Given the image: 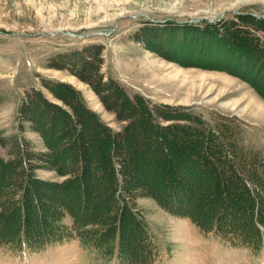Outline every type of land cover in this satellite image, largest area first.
<instances>
[{
    "label": "rangeland",
    "instance_id": "rangeland-1",
    "mask_svg": "<svg viewBox=\"0 0 264 264\" xmlns=\"http://www.w3.org/2000/svg\"><path fill=\"white\" fill-rule=\"evenodd\" d=\"M240 14L264 18V0H0V157L12 159L13 138L23 145L26 140L28 149L36 153L51 151L44 137L19 116L21 98L32 87L42 88L51 102L70 111L42 85V79L78 90L102 122L114 132L122 130L127 121L108 110L89 84L67 70L47 66L53 55L92 43L105 47L101 66L105 79H116L131 97L139 95L155 103L150 106H165L167 112L184 115L180 119L157 116L158 125L203 127L207 135L226 144L230 139L247 151L264 154V64L256 66L257 53L245 57L248 50L233 47L236 42L226 31L229 21H237ZM242 30L264 46V30L253 26ZM76 62L74 58L72 63ZM246 62L254 63L249 72ZM189 115L197 121L186 119ZM143 139V133L137 132L134 145ZM139 154L144 169L139 168L138 174L157 179L166 174L160 162L151 163L149 151ZM42 163L33 170L35 178L60 182L68 177ZM44 191L46 205L59 198ZM133 194L132 208L146 224L151 247L156 245L158 250L152 264H264V240L256 249L238 246L202 231L187 216L164 208L150 193L134 190ZM61 213L57 217L71 224L68 211ZM103 213L99 211L98 217ZM105 225L89 226L105 230ZM0 264L124 263L78 238H66L37 250L0 245Z\"/></svg>",
    "mask_w": 264,
    "mask_h": 264
},
{
    "label": "trees",
    "instance_id": "trees-1",
    "mask_svg": "<svg viewBox=\"0 0 264 264\" xmlns=\"http://www.w3.org/2000/svg\"><path fill=\"white\" fill-rule=\"evenodd\" d=\"M229 25L226 31L236 42L231 41L233 47L248 50L250 54L245 57L257 53L256 66L262 67L264 46L255 43L256 39L244 34L242 28L264 30V18L240 14ZM104 48L101 43H92L62 51L50 57L47 66L67 70L89 84L106 108L127 123L114 132L86 106L79 91L64 82L42 79V85L61 99L69 112L51 102L42 88L27 90L19 106L20 119L44 137L51 151L36 153L28 149L26 140L23 145L13 138L12 159L0 157V245L37 250L66 238H78L124 264H152L158 250L156 245L151 247L146 224L132 208L134 190H142L169 211L190 218L202 231L216 233L238 246L261 247L264 154L247 151L230 139L226 144L207 135L203 127L158 125L157 116L180 119L184 115L176 110L167 112L165 106H150L148 103H155L139 95L131 97L116 79H105L101 72ZM74 58L76 63H72ZM253 62H246L248 72ZM186 119L197 121L192 115ZM137 132L143 133L144 139L134 145ZM84 134L88 135L85 139ZM141 151L151 153L155 166L157 161L161 163L166 171L161 179L137 173L144 169ZM41 161L68 177L60 182L35 178L33 170ZM189 170L193 174H188ZM99 180L101 187H96ZM43 191L59 198L46 205ZM64 210L71 224L57 217ZM33 212L36 217L31 216ZM90 223L108 225L101 230L90 227Z\"/></svg>",
    "mask_w": 264,
    "mask_h": 264
}]
</instances>
